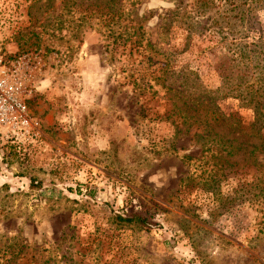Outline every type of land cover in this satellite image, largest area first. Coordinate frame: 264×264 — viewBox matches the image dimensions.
<instances>
[{"label":"rangeland","instance_id":"374dc122","mask_svg":"<svg viewBox=\"0 0 264 264\" xmlns=\"http://www.w3.org/2000/svg\"><path fill=\"white\" fill-rule=\"evenodd\" d=\"M229 1L0 0L37 134L0 139V264H264L253 169L213 187L198 162L206 108L247 126L264 88L235 47L264 44V4Z\"/></svg>","mask_w":264,"mask_h":264},{"label":"trees","instance_id":"16d2710c","mask_svg":"<svg viewBox=\"0 0 264 264\" xmlns=\"http://www.w3.org/2000/svg\"><path fill=\"white\" fill-rule=\"evenodd\" d=\"M229 1V2H233ZM255 0H251V2ZM260 4H264V0H257ZM248 2V0H246ZM251 12L248 10H239L236 14V18L240 23H246L253 25L251 21ZM238 56L241 58H249L252 54V60L256 61L264 57V44L261 43L259 47L256 45L250 51L246 50V46L235 45ZM259 49V51H258ZM246 98L249 99L251 103V108L254 114V120L249 125H244L239 121L236 116H228L227 118L218 114L216 112V107L214 104L206 108V111H210L211 119L208 126V140L202 145L201 152V161L202 166L205 168L201 175L207 174L206 184L211 186H219L221 180L228 179V176L232 174L231 171L235 166L239 165L235 161L236 158L242 159L241 166L239 170L234 171V174L237 172H245L247 170L253 169L255 173L253 183L245 184L246 188H254L258 191V194L264 195V161L261 162L258 159L259 154L264 155V136L261 133V130L264 128V88L258 86L255 90L250 87L247 90ZM209 113V112H208ZM194 116H190L193 118ZM222 125L224 128H228L227 132H217L216 129ZM252 140H257V143L251 142ZM191 160V159H188ZM197 179L201 178L199 176ZM231 178L228 179V181ZM189 180V178L185 179ZM243 187V186H242ZM240 187L239 191H245L246 189ZM249 191V189H247ZM237 194V192H234ZM231 201V200H230ZM120 221L124 223H135L140 226L149 227L145 219L134 215L131 218H119ZM11 259V258H10Z\"/></svg>","mask_w":264,"mask_h":264},{"label":"built area","instance_id":"2783aa9c","mask_svg":"<svg viewBox=\"0 0 264 264\" xmlns=\"http://www.w3.org/2000/svg\"><path fill=\"white\" fill-rule=\"evenodd\" d=\"M22 75L18 69L11 71L0 58V139L3 141H33L36 124L27 107Z\"/></svg>","mask_w":264,"mask_h":264}]
</instances>
